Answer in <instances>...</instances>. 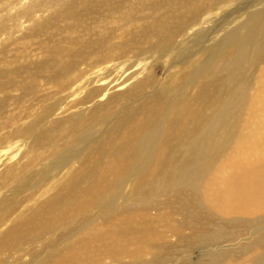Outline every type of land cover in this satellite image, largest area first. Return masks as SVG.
<instances>
[{"label":"rangeland","instance_id":"obj_1","mask_svg":"<svg viewBox=\"0 0 264 264\" xmlns=\"http://www.w3.org/2000/svg\"><path fill=\"white\" fill-rule=\"evenodd\" d=\"M8 1L0 0V264H251L254 254L264 253V207L256 204L255 220L219 204L211 192L239 163H248L245 168L264 161V97L254 99L258 107L246 108L239 120L238 105L229 106L225 153L201 177L184 183L205 197L197 209L172 200L181 171L163 183L168 162L152 164L141 180L124 166L132 148L116 149L134 137L130 126L161 113L152 108L131 114L122 125L119 117L103 116L107 104L96 103L105 80L135 71L152 55L155 81L168 73V88L187 97L188 107L177 112L184 120L215 119L232 96L220 87H232V73L252 78L255 97L264 89V58L243 72L223 58L222 67L201 75L182 63L195 41L218 39L223 27L259 0ZM68 6L72 13H66ZM207 16L212 23L190 35ZM161 117L176 123L175 113ZM202 129L172 132L171 138L186 142ZM130 210H147L146 229L164 231L167 244L160 250L145 244L120 249L145 240L117 228ZM200 210L208 217L198 218Z\"/></svg>","mask_w":264,"mask_h":264},{"label":"bare ground","instance_id":"obj_2","mask_svg":"<svg viewBox=\"0 0 264 264\" xmlns=\"http://www.w3.org/2000/svg\"><path fill=\"white\" fill-rule=\"evenodd\" d=\"M10 2L12 1L9 0L8 3ZM65 11L66 13H72V7H65ZM212 19L211 16L205 17L201 26L192 28L189 34L198 35L206 24L210 21L212 23ZM233 22L235 23L232 26L224 25L225 27L222 29H226V31L218 39L212 40V37H210L208 40L199 43L193 41L194 47H197L193 50L190 49V52L188 50L189 53L187 52L188 54L186 53L184 56L185 61L182 63V67L194 65L198 69V75H201L204 72H214L216 66L222 67L225 63L223 58H231L233 62L228 64L234 63V67L240 72L246 71L255 62H260L264 58V0H259L254 5L251 3L244 15H240ZM199 44L201 45L199 46ZM154 57L152 55L142 67L136 68L131 73L124 74L121 69L119 75L105 80L98 87L100 93L97 96L96 103L97 105L107 104L109 107L103 112V116L109 120L119 117L117 122L122 125L126 124L131 114L137 115L142 112H149L152 108H156L157 112L161 113L160 116L152 115L150 120L144 123L130 126V130L135 134L134 137L123 140L117 145L116 149L132 148L133 154L125 159L124 166L135 171L141 180L145 177L147 167L152 164L161 167L166 161L168 162L163 183L170 177H177L181 171V178L173 185V191L175 192L171 193L172 200H175L178 204L182 200L183 203L196 206L195 209H197L205 203V197L200 193L197 186H184V183L191 182L198 176L201 177L225 153L229 144L230 119L232 117L228 109L229 106L231 104L238 105L240 111L234 119L239 120L246 108L250 111L252 106L258 107L253 101L264 97V89L260 88V91L258 90V93H256L257 95L255 94L256 96L253 97L251 93L252 78L246 74H230L228 72L231 75V86L233 88L225 83L220 84V87L223 91L231 90L232 96L227 99L225 107L217 112L216 118L209 121L200 119L184 120L181 113L177 112H181L188 107V102L184 100L187 97L183 93L168 88L165 82L169 76L168 73L163 82L160 79L155 81L158 77L156 78L157 75H155L153 69H149ZM202 57L205 59L201 60ZM170 69L171 67L168 66V70ZM195 70L193 69L192 72ZM153 83H156V85L153 86ZM187 84H191L189 78ZM111 89H115L113 94H110ZM234 96L237 97V103ZM179 101L180 103L176 104ZM111 102L114 103L109 105ZM118 102H122V104H119L118 109L113 111ZM170 113L176 114L175 124L172 122L165 124L163 122L161 116ZM112 121L114 122V120ZM202 126L201 131H199L200 129L197 130L201 132L200 135L186 142H175L171 138L172 132H186L188 129L196 130ZM111 130L112 125L108 127L107 135ZM167 157L171 159L168 160ZM257 159L258 156L250 162ZM246 164L248 163H239L235 171L222 182L223 184L219 188L211 190V192H214V197L219 204L227 205L235 211L241 210L246 215L255 216L256 204H259L257 207H264V161L244 168ZM182 190H185V192H182ZM181 195H186L187 198H182ZM250 204H252L250 207L239 208ZM147 212V210H130L123 216L121 224L117 227L120 228L119 231L124 234H131L129 237L141 235L145 240H132L128 244L120 246V249L133 251L139 248L141 244H145L151 250L152 248L160 250L167 244L165 235L162 233L164 231H156L153 227L146 229L145 226L148 224L149 218ZM196 216L206 218L208 214L200 210L196 213ZM254 219L258 220L259 217L255 216ZM122 226L125 229L121 228ZM262 228H264V222L259 227V229ZM159 239H161V242L156 244ZM259 243L264 246V237L259 239ZM248 246L246 245V247ZM250 261L251 264H264V253L254 254ZM199 262L207 264L203 261Z\"/></svg>","mask_w":264,"mask_h":264}]
</instances>
